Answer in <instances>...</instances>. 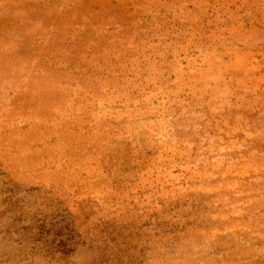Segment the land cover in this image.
Masks as SVG:
<instances>
[{
	"label": "rangeland",
	"instance_id": "1",
	"mask_svg": "<svg viewBox=\"0 0 264 264\" xmlns=\"http://www.w3.org/2000/svg\"><path fill=\"white\" fill-rule=\"evenodd\" d=\"M0 264H264V0H0Z\"/></svg>",
	"mask_w": 264,
	"mask_h": 264
}]
</instances>
